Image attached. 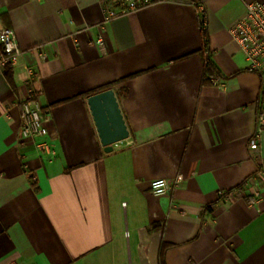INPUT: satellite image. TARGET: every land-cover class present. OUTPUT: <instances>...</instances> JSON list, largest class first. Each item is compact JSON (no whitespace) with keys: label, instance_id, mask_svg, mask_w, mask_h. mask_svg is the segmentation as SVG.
Here are the masks:
<instances>
[{"label":"crops","instance_id":"1","mask_svg":"<svg viewBox=\"0 0 264 264\" xmlns=\"http://www.w3.org/2000/svg\"><path fill=\"white\" fill-rule=\"evenodd\" d=\"M252 1L160 0L106 21L102 0H0L22 50L0 71V264H264V187L252 206L245 184L262 79L230 34ZM110 84L130 137L107 153L88 97ZM30 89L54 157L21 135ZM262 154L264 170V132Z\"/></svg>","mask_w":264,"mask_h":264},{"label":"built area","instance_id":"2","mask_svg":"<svg viewBox=\"0 0 264 264\" xmlns=\"http://www.w3.org/2000/svg\"><path fill=\"white\" fill-rule=\"evenodd\" d=\"M160 0H102L105 7V20L110 21L118 15H126L140 10L145 5L153 4ZM230 34L235 43L245 54L250 63V69L260 74L262 87L260 99L262 108L258 112L257 130L249 140V153L252 159L260 166L256 174L251 176L246 185L252 187L246 195L248 202L255 206L261 199L260 189L264 187V170L262 163V135L264 132V0H256L248 3L247 13L231 29ZM100 47H104L102 36L97 40ZM22 50L18 42L16 32L12 28H0V71L13 67L17 64ZM212 84L222 86V79L217 76L212 79ZM34 89L28 91L27 96L19 101L21 109L22 125L21 135L24 138H43L35 144L36 149L54 157L56 152L51 143L45 139L48 129L44 124L43 107L34 97ZM184 176L178 175L175 179L157 178L151 183V192L155 197L162 196L174 190L183 181ZM241 188L220 193L221 204L231 199L233 195H238Z\"/></svg>","mask_w":264,"mask_h":264},{"label":"water","instance_id":"3","mask_svg":"<svg viewBox=\"0 0 264 264\" xmlns=\"http://www.w3.org/2000/svg\"><path fill=\"white\" fill-rule=\"evenodd\" d=\"M88 104L105 152H111L115 144L129 139L130 130L113 87L90 95Z\"/></svg>","mask_w":264,"mask_h":264},{"label":"trees","instance_id":"4","mask_svg":"<svg viewBox=\"0 0 264 264\" xmlns=\"http://www.w3.org/2000/svg\"><path fill=\"white\" fill-rule=\"evenodd\" d=\"M212 70H214V68H213L212 65H210V66L208 67V71H209V72H212ZM110 87H112L111 84H110V85H107L106 87H103V88L99 89L98 91H101V90H104V89H107V88H110ZM98 91H96V92H98ZM96 92H95V93H96ZM261 106H262V102H261V99H260L259 111H260V109L262 108Z\"/></svg>","mask_w":264,"mask_h":264}]
</instances>
